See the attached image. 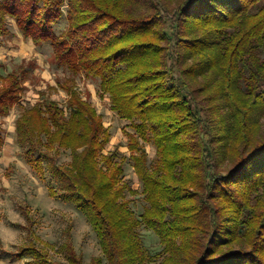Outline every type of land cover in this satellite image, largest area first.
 <instances>
[{"label":"trees","instance_id":"1","mask_svg":"<svg viewBox=\"0 0 264 264\" xmlns=\"http://www.w3.org/2000/svg\"><path fill=\"white\" fill-rule=\"evenodd\" d=\"M8 18L35 46L49 43L59 66L98 79L134 131L138 217L125 158L102 153L109 133L73 79L58 84L65 109L46 99L15 121L31 167L42 175L47 160L61 199L90 224L102 258L88 264H264V0H0V39ZM27 75L0 74V117ZM139 141L154 146L153 167ZM3 145L0 133V154ZM59 150L70 151L67 166L56 163ZM140 228L157 237L158 254L143 248ZM66 254L53 261L30 243L17 258L85 264L69 245Z\"/></svg>","mask_w":264,"mask_h":264},{"label":"rangeland","instance_id":"2","mask_svg":"<svg viewBox=\"0 0 264 264\" xmlns=\"http://www.w3.org/2000/svg\"><path fill=\"white\" fill-rule=\"evenodd\" d=\"M62 10L64 16L53 26L57 35L67 28L65 5ZM6 26L9 33L0 39V74L5 76L19 68H25L28 75L21 104L14 106L8 120H0V133L7 139L6 151L0 158V264H31L32 258L29 255L17 258L20 250L30 243H34L39 250L47 251L53 261L62 263L66 261V246L69 245L88 264L94 258H102L98 240L90 224L72 203L61 199L60 185L53 178L47 160H42V175L31 167L26 156L27 148L18 144L13 133V121L23 110L31 108L41 99V92H44L43 98L54 101L65 109L68 97L64 91L59 90L58 84L73 79L75 89L95 108L109 133V141L102 153H115L117 158H125L124 180L129 182L135 193H126V199L130 202V209L138 217L143 212L145 201L141 194V183L132 169L127 150V134H134V131L127 121L111 110L108 96L100 93L98 79L86 78L83 74L73 75L59 66L49 43L34 45L31 50V46L25 41L16 43V35L20 32L15 21L8 18ZM139 143L146 151L148 165L153 167L156 160L154 146L141 141ZM48 154L54 156L53 151ZM37 157L38 153H35L32 159ZM70 161V151L59 150L56 163L67 166ZM50 189L54 191V197L49 195ZM139 234L143 248L153 255L160 252L158 239L152 232L140 228Z\"/></svg>","mask_w":264,"mask_h":264},{"label":"crops","instance_id":"3","mask_svg":"<svg viewBox=\"0 0 264 264\" xmlns=\"http://www.w3.org/2000/svg\"><path fill=\"white\" fill-rule=\"evenodd\" d=\"M23 41H25L27 44H29L31 47L29 48V50H31V49H33L34 48V44H33V42L31 41V39H27V38H24L20 33H18L17 35H16V38H15V42L16 43H22ZM24 90H25V87H24ZM23 93H24V91H23ZM39 97L41 98L39 101H37L36 103H40V102H42L43 100H46L45 98H43L44 97V92L42 93H40V95H39ZM21 98H22V96H21ZM49 100V99H48ZM19 103L21 104V99H20V101H19ZM35 103V104H36ZM34 104V105H35ZM33 105V106H34ZM15 106V105H14ZM14 106H13V108H14ZM12 108V109H13ZM12 109H11V111H12ZM11 111L9 112V114L7 115V116H5V117H0V120H4V121H6V120H8V117H9V115H10V113H11ZM18 118V117H17ZM16 121V120H15ZM15 121H13V126H12V128H13V133L16 135V133H15ZM6 142H7V139H5L4 138V145H3V147H2V151H1V154H0V158H1V155L3 154V153H5V151H6V147H7V145H6Z\"/></svg>","mask_w":264,"mask_h":264}]
</instances>
